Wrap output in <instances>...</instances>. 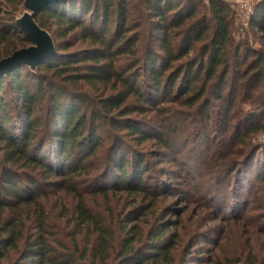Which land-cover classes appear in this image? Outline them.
Here are the masks:
<instances>
[{
  "label": "trees",
  "instance_id": "16d2710c",
  "mask_svg": "<svg viewBox=\"0 0 264 264\" xmlns=\"http://www.w3.org/2000/svg\"><path fill=\"white\" fill-rule=\"evenodd\" d=\"M76 1L83 11L75 7ZM128 1L69 0L41 11L35 18L40 29L49 31L48 23L54 22L61 29L59 39L77 33L94 48L72 58H62L57 51H66L70 46L60 47L55 49L52 60L37 64L34 71L20 66L0 78V264L10 249L17 256L9 264H174L172 249L177 233L169 235L166 225L152 226L145 232L143 225L134 224L139 216H133L142 211L136 208L137 212H130L120 222L119 234H125L114 242L113 232L104 227L103 221L95 220L86 206L75 183V173L88 170V163L105 151L107 161L101 163L102 173L90 176L96 179L101 174L97 194L107 197L109 191L125 192L132 198L131 203L140 202V207L152 201L146 206L149 209L155 206L157 194L145 181L148 172L145 157L126 149L125 140L141 146L157 138L141 123L131 120V116L141 117L153 111L156 118L163 119L194 113L200 118L198 125H213L207 104L210 101L204 100L209 95L218 102V117L226 120L221 132L233 130L231 140L238 141L241 147L228 154L232 157L228 161L217 153L222 161L215 160L211 165L213 171L224 174L228 180L234 173L243 172L252 155V148L246 144L249 137L264 131L262 124L250 123L253 118L249 117V113L264 109V51L254 50L248 42H234L231 13L223 1H209L210 19L206 21L198 18L197 0H186L183 8L181 0H140L144 7L140 17L147 20L151 32V43L142 58H138L135 49L140 39L128 37L131 31ZM62 5H71L72 14L62 11ZM88 15L91 21L86 25ZM249 23L264 39L263 1L255 5ZM14 27L11 29L19 31ZM8 31L5 27L0 29V60L16 51L1 48L11 38L12 30ZM16 33L18 41L31 43L20 31ZM197 45H201L199 54L194 52L190 58ZM125 57L131 64L120 70L119 59ZM138 66L146 73L145 90L139 86L142 76L135 72ZM80 83L101 86L104 93L109 91L108 96L100 98V109H89L77 92ZM146 89L147 94L143 93ZM8 93L17 98L13 110L6 102ZM164 102L170 106H162ZM241 106L249 107V112L244 114ZM101 121L116 132L114 136H106L107 146L99 138L100 132L107 131L106 125L95 126ZM214 124L216 127V121ZM242 130L245 132L240 139ZM46 143L55 147L62 169L54 170L35 155ZM161 143L169 145L167 140ZM26 171H30L29 175ZM38 173L50 179L61 178L59 187H64L76 200L74 217L70 220L88 233L92 227L96 234L91 260L86 258L87 251L79 252L75 240L72 250L59 241H49L42 224L37 236L24 241L22 214L18 213L21 206L36 204L33 194L40 185ZM34 217L38 219L40 215L34 212ZM115 247L119 252L110 260Z\"/></svg>",
  "mask_w": 264,
  "mask_h": 264
},
{
  "label": "rangeland",
  "instance_id": "374dc122",
  "mask_svg": "<svg viewBox=\"0 0 264 264\" xmlns=\"http://www.w3.org/2000/svg\"><path fill=\"white\" fill-rule=\"evenodd\" d=\"M209 1L197 0L198 18H205L206 21L210 19ZM221 1L224 3L229 1L232 5L229 10L234 42H248L254 50L264 51V39H261V35L251 29L249 23L253 11L248 17L242 7L247 4L254 10L255 5L264 2V0ZM24 2L25 0L21 3L20 0H0V29L5 27L9 31L12 30L11 38L1 45L2 49L16 48L17 51L32 46V43L18 41L16 32L19 31L11 29V26L16 28V20L24 13ZM140 4V0L128 1V6L131 9L128 26L131 31L128 33V37L140 39L135 47L138 58L143 57L147 45L151 43V32L147 27V20L140 17V12L144 9ZM75 5L79 12L83 11L79 1H76ZM185 5L186 0H181L180 8ZM71 8V5L60 7L62 11H68L70 15L72 14ZM145 16H148L147 12ZM86 21V25H88L91 21L90 15L86 17ZM10 23L14 25L9 27ZM48 24L50 30L46 32L52 38L55 49L70 46L66 51H57L59 57L72 58L94 48L88 42L82 41L77 33L68 35L65 40L59 39L61 29L55 26L54 22ZM110 31L114 32V25L110 26ZM97 33H101V31H97ZM20 36L23 38V35ZM200 46L197 45L195 51L190 53V58L194 52L195 55L199 54ZM119 60L120 70L127 69V66L131 64V61L126 57ZM22 72L24 74L26 71ZM135 72L142 76L139 86L145 90L147 78L144 69L138 66ZM77 92H80V95L89 104V109L91 107L99 108L100 98L110 94L109 91L104 93L101 86L90 87L83 83L79 84ZM143 93L147 94V89ZM204 100L210 101L207 103L210 107L208 110L213 119L211 123L215 125L216 121V127L211 124L205 127L201 124L198 125L200 118L196 115L193 116L194 113H182L183 116L178 118L164 116L163 119L156 118L153 111L141 117L131 116V120L141 123L146 131L154 132L157 138L155 141L147 142L141 146L131 140H125L126 149L145 157V165L148 169L145 181L148 186H152V192L157 194L154 207L146 209V206H149L152 201L143 203L141 207L140 202L139 204L131 203L132 198L125 192L113 193L109 191L107 197L97 194V189L102 181L101 174L99 173L100 177L96 179L90 176L103 168L100 166L101 163L107 161V152L105 153V151H100L90 161L92 163H88V170L75 173V183L78 185V190L86 206L92 212L93 218L103 221L104 227L113 232L114 242L125 234H119L120 222H124L127 214L136 208H141L140 213L143 216L140 217V213H136L133 218L139 216V220L134 224L143 225L142 228H145V232L146 229L149 230V227L157 228L166 225L169 228V235L177 233L176 244L172 249V255L175 256L174 264H251L252 262L264 264V131L249 137L246 144L248 148H252V155L242 169L243 172L240 175L234 173L228 180L223 176L224 174L220 175L217 171H213L211 165L215 160L221 159L220 155H216L217 153L227 157L226 161L231 160L232 157H229L228 154L241 150L240 143L231 140L233 130L224 129V132H221L226 120L220 119L217 115L219 114L218 102H214L209 95ZM6 102L13 110L17 98L8 93ZM162 106L169 107L170 105L164 102ZM240 110L245 114L249 112L250 108L241 106ZM40 111L43 112L42 109ZM249 114V117L253 118L250 123H259L264 126V109ZM41 115L42 113L39 114V116ZM104 124L107 131L100 132L99 138L107 146L106 136L108 134L114 136L116 132L104 121L96 122L95 126ZM199 126L202 127L199 128ZM243 132L245 130H242L238 138H242ZM163 140H167L169 145L164 146L161 143ZM35 155L52 166L54 170L62 169L61 160L57 157L52 143H46L43 150L35 152ZM26 172L29 175L30 171ZM100 172L102 173V171ZM42 174H37L40 185L38 191L33 194L37 205L35 204L34 207L21 206L19 209L20 213L18 214H22L21 226L23 227L24 241L37 236V229L40 228L38 226L42 224L44 235L47 234L46 237L49 241H59L72 250V241L75 240L79 252L87 251L86 258L91 260L93 251L96 249V234L92 231L93 228L88 229L89 233L85 231V228H77L76 223L70 220L74 217L76 200L64 187H59L63 182L61 178L50 179ZM35 175L36 173L31 174V176ZM34 212L40 215L38 219L34 217ZM64 212L68 213V217H64L66 214ZM35 220L39 222H35ZM143 239L146 240V238ZM20 244L22 245L23 242ZM116 244L114 243L115 246ZM118 252L119 248L115 247L114 251L110 252V260ZM16 256V251L10 249L2 260V264H9L10 261L15 260Z\"/></svg>",
  "mask_w": 264,
  "mask_h": 264
},
{
  "label": "water",
  "instance_id": "95a60500",
  "mask_svg": "<svg viewBox=\"0 0 264 264\" xmlns=\"http://www.w3.org/2000/svg\"><path fill=\"white\" fill-rule=\"evenodd\" d=\"M67 1L69 0H25L24 13L16 20L15 25L20 33L31 41L32 46L17 50L9 57L1 59L0 78L20 66H26L33 71L37 64L55 57L56 51L52 38L38 27L35 18L41 11Z\"/></svg>",
  "mask_w": 264,
  "mask_h": 264
},
{
  "label": "built area",
  "instance_id": "2783aa9c",
  "mask_svg": "<svg viewBox=\"0 0 264 264\" xmlns=\"http://www.w3.org/2000/svg\"><path fill=\"white\" fill-rule=\"evenodd\" d=\"M209 0H206V2H208ZM225 3L227 4L228 8H232V5L229 3V1H225ZM243 7V10L247 13L248 17L252 14L253 8L251 6H248L247 4H245Z\"/></svg>",
  "mask_w": 264,
  "mask_h": 264
}]
</instances>
